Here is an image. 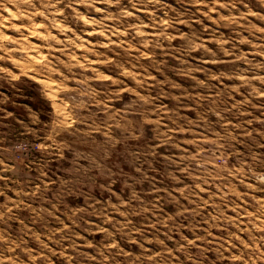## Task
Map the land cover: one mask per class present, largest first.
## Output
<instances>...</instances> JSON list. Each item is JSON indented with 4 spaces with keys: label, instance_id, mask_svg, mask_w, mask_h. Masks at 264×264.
<instances>
[{
    "label": "rangeland",
    "instance_id": "obj_1",
    "mask_svg": "<svg viewBox=\"0 0 264 264\" xmlns=\"http://www.w3.org/2000/svg\"><path fill=\"white\" fill-rule=\"evenodd\" d=\"M0 264H264V0H0Z\"/></svg>",
    "mask_w": 264,
    "mask_h": 264
}]
</instances>
